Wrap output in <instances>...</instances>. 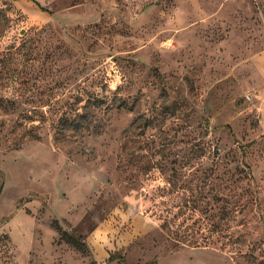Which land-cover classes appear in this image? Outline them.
<instances>
[{"label": "rangeland", "instance_id": "374dc122", "mask_svg": "<svg viewBox=\"0 0 264 264\" xmlns=\"http://www.w3.org/2000/svg\"><path fill=\"white\" fill-rule=\"evenodd\" d=\"M0 264H264V0H0Z\"/></svg>", "mask_w": 264, "mask_h": 264}, {"label": "trees", "instance_id": "16d2710c", "mask_svg": "<svg viewBox=\"0 0 264 264\" xmlns=\"http://www.w3.org/2000/svg\"><path fill=\"white\" fill-rule=\"evenodd\" d=\"M68 242L74 244V245H79L77 242H76V239L73 238L72 236H69L68 239H67Z\"/></svg>", "mask_w": 264, "mask_h": 264}]
</instances>
